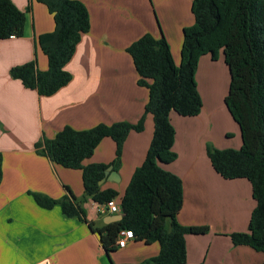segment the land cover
Instances as JSON below:
<instances>
[{"label":"crops","instance_id":"0c3cea01","mask_svg":"<svg viewBox=\"0 0 264 264\" xmlns=\"http://www.w3.org/2000/svg\"><path fill=\"white\" fill-rule=\"evenodd\" d=\"M25 12L21 37L0 40V264H142L159 252L157 243L135 239L125 247L106 252L93 228L117 220L87 200L82 204L85 222L65 218L59 206L46 210L28 194L53 199L68 187L76 199L83 195L81 171L66 169L35 153V145L52 139L67 126L83 131L97 124L137 123L148 100L146 88L136 84L137 73L126 48L143 34L166 39L175 65L179 64L182 29L192 25V0L165 1L159 23L147 0H83L90 28L81 35L64 69L70 81L51 96H39L10 76V69L35 61L45 71L47 60L37 44L39 35L54 30L52 15L35 0H10ZM28 8V10H27ZM185 8L186 11L185 12ZM162 31V32H161ZM163 33V34H162ZM202 107L198 115H169L175 131L172 150L176 159L160 166L182 182V206L176 215L181 226L207 227L205 234L185 236V264H262L264 254L247 246H233L229 235L245 233L255 206L250 183L225 180L212 168L206 145L239 149L240 131L232 120L224 97L229 70L219 53L216 60L201 56L195 72ZM153 133L147 114L141 132L130 131L123 143L118 182L105 180L102 190L122 196L134 170L141 166ZM232 139L225 142L227 138ZM115 144L104 138L83 162L109 164Z\"/></svg>","mask_w":264,"mask_h":264},{"label":"trees","instance_id":"16d2710c","mask_svg":"<svg viewBox=\"0 0 264 264\" xmlns=\"http://www.w3.org/2000/svg\"><path fill=\"white\" fill-rule=\"evenodd\" d=\"M52 15L54 30L37 36L36 41L47 60V69H36L35 61L12 67L10 76L39 96H51L67 85L71 75L64 69L72 58L81 35L90 28L83 0H35ZM28 10V8H27ZM25 12L10 0H0V40L21 37ZM192 25L182 29L179 64L175 65L169 45L161 35L146 33L126 48L137 73L136 84L146 88L148 100L135 124L117 122L97 124L76 131L63 127L52 139L35 145V153L66 169L80 170L83 195L76 199L68 187L58 199L28 192L41 208L59 206L65 218L85 222L82 208L87 200L101 206L117 198L112 189L102 190L99 181L108 166L118 169L123 143L130 131L141 132L150 114L153 133L140 167L136 168L118 202V219L101 228L89 229L99 235L106 252L115 250L122 230L146 244L157 243L158 254L142 264H185V236L205 234L207 227L181 226L176 215L182 206V182L160 164L176 159L172 150L175 131L171 112L182 117L199 114L202 102L195 72L201 56L212 60L219 53L229 70V86L224 105L240 131L239 149L219 150L206 145L207 158L214 171L225 180L245 179L251 185L255 206L248 231L231 233L233 246H247L264 254V0H192ZM104 138L115 144L109 164H88ZM2 179L0 155V183ZM264 264V262L262 263Z\"/></svg>","mask_w":264,"mask_h":264},{"label":"built area","instance_id":"2783aa9c","mask_svg":"<svg viewBox=\"0 0 264 264\" xmlns=\"http://www.w3.org/2000/svg\"><path fill=\"white\" fill-rule=\"evenodd\" d=\"M13 37V36H11ZM122 211L121 204L118 201L110 200L101 205V212L112 215H118ZM133 239V234L129 230H122L118 233L115 240L116 248H123L129 240Z\"/></svg>","mask_w":264,"mask_h":264},{"label":"rangeland","instance_id":"374dc122","mask_svg":"<svg viewBox=\"0 0 264 264\" xmlns=\"http://www.w3.org/2000/svg\"><path fill=\"white\" fill-rule=\"evenodd\" d=\"M147 1H148L149 6L151 7V13L157 19V21L159 23L160 30H161V26H160V22H159V15H161V12L162 11H164V13L168 14V12L170 10H174V7L171 8L170 6H167V4L165 3V1H162V4L161 5L157 4L156 3L157 1H153V0H147ZM188 11L190 13V9H188ZM185 12H187L186 11V8H185ZM232 139L233 138H231V139L227 138L225 140V142H230V141H232Z\"/></svg>","mask_w":264,"mask_h":264},{"label":"water","instance_id":"95a60500","mask_svg":"<svg viewBox=\"0 0 264 264\" xmlns=\"http://www.w3.org/2000/svg\"><path fill=\"white\" fill-rule=\"evenodd\" d=\"M105 180L111 182H118L119 177L117 176L116 172L112 170V166H108L104 171L103 178L99 181V185L103 183Z\"/></svg>","mask_w":264,"mask_h":264}]
</instances>
